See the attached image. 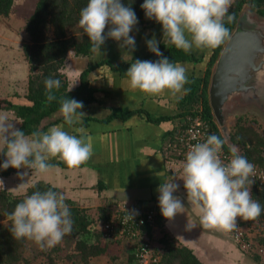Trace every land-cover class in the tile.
<instances>
[{
    "label": "crops",
    "instance_id": "crops-1",
    "mask_svg": "<svg viewBox=\"0 0 264 264\" xmlns=\"http://www.w3.org/2000/svg\"><path fill=\"white\" fill-rule=\"evenodd\" d=\"M37 1L15 0L10 15L0 18V111L9 113L18 121L19 129L23 120L5 105L8 102L32 104L27 98L31 67L23 48L26 21L34 12ZM130 35L136 41V50L131 57L113 39H108L102 46L103 56L93 53L82 56L69 52L62 69L68 88L70 90L75 82L72 90L87 83L93 89V101L83 111L86 116L81 124L69 127L64 120H59L63 116L58 111L41 125L42 132L62 126L63 130L78 137L80 134L74 129L83 127L86 140L92 144L91 158L76 168H69L59 158H52L49 163L53 167L43 174L19 169L10 177L0 178L6 184L5 188L14 194H24L38 182L49 183L57 187L65 198L86 208L98 227L114 203H132L143 207L156 205L159 218L161 216L157 239L161 250L163 246L159 239L168 235L178 245L192 250L202 264H262L238 246L232 232L201 226L199 213L188 203L181 179V162L184 160L179 154L177 138L186 124V112L180 105L185 95L177 100L168 92L148 95L133 90L126 75L133 61L148 60L146 57L152 52L147 48V39L155 36L160 41L159 45L169 47L172 44L164 37L162 25L154 19L151 23H138ZM201 51L193 47L190 52L199 57ZM176 63L186 68L188 82L199 76L202 62ZM24 171L28 175L21 179L18 173ZM173 177L179 185L173 195L180 197L186 208L185 213L177 214L169 221L161 214L157 189ZM21 183L24 186L16 188ZM237 222L239 224L240 218ZM188 224L194 227L188 230ZM133 246L135 241L129 239L111 242L108 251L92 258L90 264H130Z\"/></svg>",
    "mask_w": 264,
    "mask_h": 264
},
{
    "label": "clouds",
    "instance_id": "clouds-1",
    "mask_svg": "<svg viewBox=\"0 0 264 264\" xmlns=\"http://www.w3.org/2000/svg\"><path fill=\"white\" fill-rule=\"evenodd\" d=\"M232 3L233 0H144L141 8L147 19H154L162 25L163 35L169 44L189 53L193 47L215 49L230 37L225 20L228 23L235 20L234 14L230 13ZM78 23L95 55H104L101 48L108 39L117 41L130 57L136 50L135 37L130 33L136 28L138 18L134 10L121 0H88L87 6L81 9ZM159 43L155 36L146 40L148 50L159 59L133 61L126 72L129 85L133 90L148 95L168 92L179 100L188 92L185 88L187 70L183 65L169 61L160 51ZM45 87L47 100L51 102L56 99L53 90L61 87V81L47 77ZM60 105L65 124L73 127L82 123V118L86 116L82 111V101L66 97ZM17 124L20 123L9 113L0 111V153L6 157L0 163V169L11 167L43 174L53 167L49 163L52 158H59L69 168H76L92 156V144L86 140L83 127L74 129L79 137L69 134L62 126L27 135ZM223 143L212 134L205 142L190 145L185 160L181 162V179L188 203L199 213L201 226L231 233L238 230L237 218L255 221L264 212V207L252 196L255 165L240 155L235 146L231 148V159L225 163L220 155ZM18 175L23 179L28 172ZM174 180L173 177L157 189L161 214L169 221L177 214L185 213L186 208L181 198L173 195L179 188ZM23 186L24 183H21L16 188ZM0 189L5 190L2 179ZM65 200L64 194L51 189L26 196L9 213L13 238L31 240L41 250L58 245L73 231L74 222ZM126 213L125 220L133 221L138 215L135 209ZM193 227L187 225L188 230Z\"/></svg>",
    "mask_w": 264,
    "mask_h": 264
},
{
    "label": "trees",
    "instance_id": "trees-1",
    "mask_svg": "<svg viewBox=\"0 0 264 264\" xmlns=\"http://www.w3.org/2000/svg\"><path fill=\"white\" fill-rule=\"evenodd\" d=\"M121 2L134 10L138 23L153 22V19L149 20L145 17V12L141 8L144 0H121ZM87 3L88 0H38L34 12L27 18L24 28L26 40L23 49L31 67L27 98L32 104L16 105L8 102L5 105L8 109H13L16 115L23 120L20 129L27 135L34 131H43L42 123L46 118L60 111V101L63 98L68 97L82 101L84 104L82 111L93 101L91 96L93 89L89 88L87 83L69 91L68 81L62 72L69 52L73 51L76 55L82 56L92 54L89 39L78 23L81 9L86 7ZM14 4L15 0H0V18H7ZM247 8L264 18V0H233L230 13L234 14L235 20L232 23L225 20V27L228 28L230 36L239 28L241 17ZM229 38L215 49H202V54L199 57L192 52L185 53L174 45L169 47L164 44L159 45L163 55L173 63L202 62L201 70L198 71L199 76L186 84L188 92L180 102L186 112V124L190 119L202 116L204 120L210 121L218 129L210 104L209 86L215 63ZM146 59L156 61L159 57L150 53ZM47 77L61 81V87L58 90H53L56 99L51 102L47 100L45 87V78ZM59 120H63V117ZM219 138L227 143L224 135ZM233 146L237 147L239 154L246 157L250 163L264 165V137L258 129L242 122L238 123L227 149L231 152ZM5 159V155L0 153V163H3ZM18 170L11 167L7 170L0 169V178L10 177ZM50 189L61 193L57 187L46 182H38L30 186L24 194H14L6 188L5 190L0 189V264H29L30 259L39 258L40 253L47 257L48 264H58L55 253L61 254L64 251L68 253L66 255L68 261L73 264H90L92 258L108 251L111 242L120 241L104 238L99 231L97 222L89 215L87 209L67 198L65 202L70 208L71 218L74 222L73 231L70 235H66L58 245L41 250L31 240L14 239L11 235L12 221L9 219V213L13 212L17 203L26 196L35 191L45 192ZM251 191L253 199L258 200L264 207V187L253 184ZM108 215L109 213L105 218H102L101 222H104ZM158 219L161 224V216ZM239 225L254 231L258 230L259 235L255 238L254 244L256 247H264V212L255 221L240 219ZM159 242L163 246L162 250L158 247V252L163 253L160 264H202L192 250L178 245L168 235L160 237ZM139 245L140 242L135 241L133 252L131 251L129 257L130 264H139ZM27 253H32L34 257L30 258L26 255ZM252 255L257 261H261L259 254Z\"/></svg>",
    "mask_w": 264,
    "mask_h": 264
},
{
    "label": "built area",
    "instance_id": "built-area-1",
    "mask_svg": "<svg viewBox=\"0 0 264 264\" xmlns=\"http://www.w3.org/2000/svg\"><path fill=\"white\" fill-rule=\"evenodd\" d=\"M216 129L210 121L204 120L202 116L190 119L185 124L181 133L178 135L180 145L179 154L186 158L190 145L205 142L207 136L215 134L222 137L219 125ZM228 143H223L221 159L227 163L231 159V152L227 149ZM255 165V183L264 187V165ZM137 210L138 215L134 220H125L126 211ZM159 209L156 205L143 207L132 203H114L111 206L108 218L99 225V231L103 237L109 240L129 239L139 241L138 259L139 264H160L162 253L158 252V232H159ZM234 241L238 246L249 254H259L264 256V247L255 248L254 240L257 238L256 232L248 227L238 224V230L232 232Z\"/></svg>",
    "mask_w": 264,
    "mask_h": 264
},
{
    "label": "water",
    "instance_id": "water-1",
    "mask_svg": "<svg viewBox=\"0 0 264 264\" xmlns=\"http://www.w3.org/2000/svg\"><path fill=\"white\" fill-rule=\"evenodd\" d=\"M250 11L245 10L239 28L225 44L215 63L209 86L214 117L223 127L228 141L232 135L227 114L243 98L248 103L257 104L260 96L252 91L264 83V21L258 15L252 16Z\"/></svg>",
    "mask_w": 264,
    "mask_h": 264
},
{
    "label": "rangeland",
    "instance_id": "rangeland-1",
    "mask_svg": "<svg viewBox=\"0 0 264 264\" xmlns=\"http://www.w3.org/2000/svg\"><path fill=\"white\" fill-rule=\"evenodd\" d=\"M247 9H249V8H247ZM245 10H244V12H245ZM250 14L252 16L256 15L252 11H250ZM246 17H248V15ZM259 19L264 21V18L259 17ZM244 26H245L244 28L247 27L246 25H244ZM50 35H51V33H50ZM257 104H259L261 106L264 105V96H262L259 100H257ZM256 108H258V109H256ZM232 112L233 113H231V114H233L234 118L231 120L232 124H229L231 127V135L235 131L237 124L242 122L243 124H245L247 126L254 127V128L258 129L260 134L264 137V109L262 110L261 108H259V106L255 105L254 102L248 103V101L245 98H243L240 102H236L235 110ZM231 114L228 113V115H231ZM223 130H224L223 127H221L222 134L226 138V134L224 133ZM226 141L228 144L231 143V141H228L227 138H226ZM4 185H6L5 182H4ZM96 215H99V214H96ZM254 232H256L257 236L259 235L258 230L254 231ZM255 248H258V247L255 246ZM67 254L68 253L66 251L61 252V254L55 253V256L58 260V264H73L71 261H68L67 256H66ZM26 255H28L30 258L34 257V256H32V253H27ZM39 256H40L39 258L30 259L31 261L29 264H48V259L46 256H44L43 253H40ZM259 256L261 258V263L264 264V256H261V255H259Z\"/></svg>",
    "mask_w": 264,
    "mask_h": 264
},
{
    "label": "flooded vegetation",
    "instance_id": "flooded-vegetation-1",
    "mask_svg": "<svg viewBox=\"0 0 264 264\" xmlns=\"http://www.w3.org/2000/svg\"><path fill=\"white\" fill-rule=\"evenodd\" d=\"M254 94H257V95H259L260 97L259 98H261L262 96H264V83H261L259 86H257L255 89H253V91H252ZM261 94V95H260ZM257 102V101H256ZM255 105H258V104H255ZM259 106V108H261L262 110L264 109V105L263 106H261V105H258ZM234 110H235V105H234ZM256 109H258V108H256ZM233 110V111H234ZM261 112V111H260ZM231 113H233V112H229V114H231ZM263 113V112H262ZM234 117H233V114H231V115H228L227 114V119H228V122H227V124L229 125V124H232L231 123V120L233 119ZM217 121V120H216ZM234 122V121H233ZM218 125H219V123H217ZM219 127L221 128V126L219 125Z\"/></svg>",
    "mask_w": 264,
    "mask_h": 264
}]
</instances>
